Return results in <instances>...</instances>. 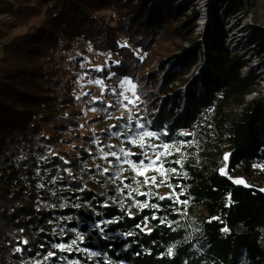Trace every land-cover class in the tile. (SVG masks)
Returning a JSON list of instances; mask_svg holds the SVG:
<instances>
[{"label": "trees", "instance_id": "16d2710c", "mask_svg": "<svg viewBox=\"0 0 264 264\" xmlns=\"http://www.w3.org/2000/svg\"><path fill=\"white\" fill-rule=\"evenodd\" d=\"M14 1L0 9L20 20L0 58V264H264V192L219 172L226 153L229 175L251 177L264 162L259 74L241 73L248 61L226 45L222 21L241 14L243 1L214 0L211 27L197 37V10L187 14L181 2L162 9L158 0ZM249 32L251 51L263 59V25ZM78 40L119 60L83 70L106 85L97 103L76 96V75L57 56ZM125 79L135 105L123 100ZM86 106L96 110L84 124ZM117 114L114 132L133 134L138 123L154 141L181 146L183 158L170 165L177 177L169 179L178 201L149 194L138 200L159 211L130 208L120 181L103 173L97 148L118 150L109 132L90 129ZM59 144L79 153L48 151ZM74 242L77 248L56 250Z\"/></svg>", "mask_w": 264, "mask_h": 264}, {"label": "rangeland", "instance_id": "374dc122", "mask_svg": "<svg viewBox=\"0 0 264 264\" xmlns=\"http://www.w3.org/2000/svg\"><path fill=\"white\" fill-rule=\"evenodd\" d=\"M0 9H10L8 5H6L5 2L6 0H0ZM9 2L15 3L14 0H7ZM126 3H128L130 0H124ZM198 1L199 0H185L184 4H187L189 7L185 10V13L189 14L192 6L194 7L195 10H197L198 14V19L196 22V27L194 29V37L197 36H202L205 31L209 30L208 28L211 27L210 22L212 21V17L215 14L217 10L216 3H214V0H202L204 7L208 10L207 17H206V22L204 23L203 28H198L199 24V7H198ZM244 4V8L241 14L236 16L234 18L236 23L234 24L233 29H238L240 26H243L242 29H240V32H249V27L255 26V25H263L264 27V0H242ZM179 0H158L156 3L158 6H160L162 9H167L169 5L172 3H177ZM167 6V7H165ZM219 9H225V5H222ZM220 14V12H218ZM106 17H109L110 14L108 12L104 13ZM222 19V18H221ZM20 21L19 19H14V17H11L10 13L8 12H2L0 14V58L3 56V51H2V46L6 43H9L10 40L13 38L14 35L18 33V30H16L14 27L10 26L14 24V22ZM224 22V20L222 19ZM225 24V22H224ZM226 27V26H225ZM240 32H238L237 36H240ZM228 36V34H227ZM249 36H247V42H249L248 39ZM244 38V37H243ZM227 40V39H226ZM246 42V43H247ZM229 42L226 41V45L231 48L228 44ZM119 44L121 46H127V42L124 39V37L120 36L119 38ZM243 52L244 54H241L240 50H234L235 53L242 55L244 59H247V67L242 69L243 75L246 74L247 71H249L250 68H255L256 73L259 74L260 82H259V88L258 90L261 92V94L264 95V66L260 65L262 64L261 61L264 60L260 59L259 56H254L253 51L254 48L251 46V44L247 43L243 45ZM249 48V49H248ZM253 50V51H251ZM58 57H62V67L66 69H71L76 75V79L74 81V89L76 91V96H86L85 94L88 93L89 97H91L94 100H98L102 97L104 93V89L106 88L105 83L100 79V78H93L86 73L83 72L84 69H95L97 71H100L102 68H107L110 64H117L118 63V57L115 54H112L110 52H98L95 51L91 44L86 42V41H75L73 44L72 50L64 53H57ZM80 59L79 65L76 66V60ZM256 62V63H254ZM264 62V61H263ZM156 64V61L153 62L152 66ZM121 90H122V96L123 100L131 105L137 104V98L134 94V86L128 81V80H123L120 84ZM258 96V93H253L252 96H248L246 99L250 100L252 98H256ZM84 116L81 118L82 123H86V121L95 116V113L93 109L89 106H86L83 108ZM120 118L119 114L115 116L114 119H110L106 121L103 124L96 125L94 128L90 129V134H94L96 132H101V131H107L109 132L110 138L108 140L109 145H115L117 147V150L119 152V149L123 148L128 152L131 153H139L140 155H132L129 156L128 159L133 160V161H138L139 159L143 158V152H153V148L157 145H163L159 141H154L152 138L148 139L146 138L145 143L148 145L146 148H141L140 147V142H139V135L141 132H150L147 129L137 127V130L133 134H128L126 130H121L118 129L117 132L120 133H127V136L124 135H113V126H120V123H118V119ZM138 125V123L136 124ZM135 140L136 142L133 143L132 141ZM169 150H170V155H166L165 159L163 161V169L160 171H157L155 168L149 170L146 175L147 176H157L158 182L163 179H167L168 184H170L169 179L171 176H175L178 174L177 171L175 173H166V169H171V163H176L177 160H180L183 158L184 151L181 148L180 145H168ZM158 151H164V149H157ZM52 154H58L62 156L63 158H68L69 156H76L79 152L77 150H74L72 146L66 145V144H59L58 147L55 150L49 149L48 150ZM110 151H101L100 149L97 148V153H98V161L102 167L108 168L109 167V160H111V163L113 165H116V167L110 168L109 171L113 172L114 176H118L117 180L121 181L124 180V177L132 178L135 177L134 183L131 184L130 188H125L124 185H122V189L126 191V194L131 197V204L130 208H135V209H142L138 206V204L141 203H146V202H140L138 200V197H141L143 195H138L134 192H132V189H136L139 187V192L141 193H146V195L152 194V195H157L158 197L161 196H167L170 193L175 191V188L172 184L171 187L162 184L159 188H156L153 185L145 186L142 183L139 185L137 184V181H142L144 177H137L136 173L127 165V164H120L116 161L114 157L108 156L105 158V153H108ZM228 157V153L225 154V157ZM155 155L152 156V159H155ZM228 159V158H227ZM255 169V174L251 177H245L242 176L241 172H236L233 175H229L227 173V160L225 159V164L220 167L219 172L221 173L223 171V175L228 176L235 184L243 185L246 187H252L255 189H258L260 191L264 192V162L256 164L254 166ZM122 172V174H121ZM127 180V179H126ZM124 180V184L129 185V182L126 183ZM236 181H241V183H236ZM176 195L173 196L171 200L178 201L179 196L178 193L175 191ZM77 240L80 241L82 240V237L77 235ZM72 245H78L76 242L68 246H63L61 248L60 246L57 247L56 250L58 251H63V250H71L74 248H77ZM29 264H41V261L37 262H30ZM64 264H76L74 262H65Z\"/></svg>", "mask_w": 264, "mask_h": 264}, {"label": "snow or ice", "instance_id": "6c2138e0", "mask_svg": "<svg viewBox=\"0 0 264 264\" xmlns=\"http://www.w3.org/2000/svg\"><path fill=\"white\" fill-rule=\"evenodd\" d=\"M85 95L88 96L90 94L86 93ZM97 102L98 101H95V100L92 101V103H97ZM93 110L95 111L96 109H93ZM113 127H117V126H113ZM136 127L143 128L144 125L138 124V125H136ZM129 131H134V129H129ZM112 134L113 135H124V136H127V133H120V132H113ZM153 135H154L153 133L146 132V131L140 133L139 142H140V147L142 149L148 147V145L145 143L146 138L151 139ZM132 142L135 143L136 141L133 140ZM112 147H115V146H112ZM157 149H164V151H158ZM170 154L171 153H170L168 144H163V145L155 146L153 148V152L152 153H149V152H146V151L143 152V154H142L143 158L139 159L138 161L130 160V159H128V157L132 156V155H140L139 153H131V152L126 151L123 148L119 149L118 153L116 151H110L108 153H105V158H107L108 156L114 157L118 163L127 164L136 173L137 177H144V179L142 181H137L138 185L140 183H142L145 186L153 185L156 188H159L162 184H165V185H167L169 187H171V185L168 184V181H167L166 178L163 179V180H160L158 182L157 176H147L146 173L149 170L154 169V168L157 171L162 170L163 169V161L165 159V156L166 155H170ZM153 155H155V157H156L155 159H152ZM227 158L228 157L226 156L225 159L227 160ZM65 163H68V161H65ZM176 163H180V162L177 161ZM113 167H116V165H113L111 163V160H109V167L108 168H104L103 169V173L104 174H108L109 173V169L113 168ZM164 171H165V175H166V173H169V172L170 173H175L177 171V169L176 168H171V169H166ZM121 174H122V172H121ZM221 174H224L223 171L221 172ZM117 178H118V176L108 175V179L115 180ZM126 179H128V178L124 177V180H126ZM124 180H121L120 183L122 185H124L125 188H130L131 185L124 184ZM133 180H135V177H133ZM236 183H241V181H236ZM78 190H82V189H78ZM132 192H134V193H136L138 195H146V193L139 192V187H137L136 189H132ZM175 195H176V193L173 190V192L170 193L169 195L161 196L158 199L159 200H171L173 198V196H175ZM184 202L186 203L187 201H184ZM138 206L140 208L148 207V208H154L157 211L160 210V205L159 204L141 203V204H138ZM105 207H107V205H105ZM151 219L159 220L160 223H164L165 222V218L157 217L155 215H153V217H151ZM104 223H116V221L115 220L105 221ZM96 226L100 229L101 232H103V227H102L101 224L98 223ZM137 227H140V225H137ZM145 228H147V223H145ZM225 231H227V229H225ZM148 232L150 234L151 233V229H148ZM60 247L63 248L62 245ZM17 251H20V249L17 248ZM168 255L169 256L173 255V249L172 248L168 249Z\"/></svg>", "mask_w": 264, "mask_h": 264}, {"label": "bare ground", "instance_id": "6f19581e", "mask_svg": "<svg viewBox=\"0 0 264 264\" xmlns=\"http://www.w3.org/2000/svg\"><path fill=\"white\" fill-rule=\"evenodd\" d=\"M185 0H179V2H184ZM198 9H199V15H200V19H199V24H198V28H199V30H200V28H203V26H204V23L206 22V17H207V13H208V10L204 7V4H203V2H202V0H199L198 1ZM165 7H167V6H165ZM221 13V12H220ZM222 18H224V16L222 15ZM236 21L237 20H234V18H231V19H229V21L226 23V27H227V29L229 30V32L231 31V30H233L231 33H233L235 36H234V39H233V41L231 42V43H229V46H231V48H234L235 50H237L238 48V50H240L241 52V54H244L243 52H245L244 50H243V48L242 47H239L240 45H238V46H236L237 45V43L239 42V38H238V36H237V34H238V32H240V29H242L243 28V26H240L238 29H233V27H234V24L236 23ZM231 28V29H230ZM249 33L250 32H248V33H245V32H240V37H245L244 38V41H245V39H246V37L247 36H249ZM233 34H231V35H233ZM241 34H243V35H241ZM227 42H229V39H228V41ZM235 46V47H234ZM254 63H256V62H254Z\"/></svg>", "mask_w": 264, "mask_h": 264}, {"label": "water", "instance_id": "95a60500", "mask_svg": "<svg viewBox=\"0 0 264 264\" xmlns=\"http://www.w3.org/2000/svg\"><path fill=\"white\" fill-rule=\"evenodd\" d=\"M200 16V15H199ZM236 18V17H235ZM229 19H231V17H229V18H226V17H224V22H225V24L229 21ZM235 20V19H234ZM231 29V28H230ZM226 30H227V34H228V36H227V41H228V39H229V42H232L233 41V39H234V34L233 33H231L233 30H231L230 32H229V30L227 29V27H226ZM231 34H233V35H231ZM238 44V43H237ZM251 69V68H250ZM250 96H252V95H250Z\"/></svg>", "mask_w": 264, "mask_h": 264}]
</instances>
